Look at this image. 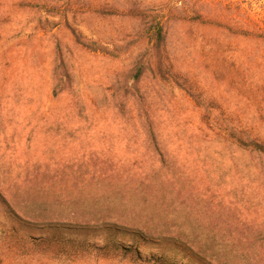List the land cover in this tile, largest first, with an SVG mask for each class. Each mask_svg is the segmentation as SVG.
<instances>
[{
	"label": "rangeland",
	"instance_id": "obj_1",
	"mask_svg": "<svg viewBox=\"0 0 264 264\" xmlns=\"http://www.w3.org/2000/svg\"><path fill=\"white\" fill-rule=\"evenodd\" d=\"M20 1L0 0V98L21 90L20 104L38 98L45 112L31 116V107L15 108L20 122L0 126V197L17 216L0 203V264H127L116 254L81 250L82 242L103 246L106 235L97 230L112 224L146 237L144 245L123 235L114 238L137 248L142 258L264 264V156L215 137L218 126L205 118L218 114L222 124L232 122L240 130L242 115L252 109L240 95L245 64L239 48L226 45L219 29L172 20L167 47L172 71L214 108L199 107L184 92L159 83L160 88L147 76L138 88L158 124L150 132L124 125L123 115L114 114L127 70L144 48L136 23L97 19L94 33L100 35L83 30L87 40L105 38L107 51L94 52L76 44L69 31L54 29L51 19L21 9ZM217 1L229 16L262 21L264 27V0ZM81 21L77 16L74 23ZM14 35L20 41L10 39ZM57 50L72 77L78 101L73 109L62 107L69 95L46 99L44 85L50 87ZM10 57L15 67L5 77L3 61ZM251 65L264 69L257 59ZM127 102L131 107L133 101ZM50 214L89 230L59 233L31 224V215ZM31 237L51 240L32 246Z\"/></svg>",
	"mask_w": 264,
	"mask_h": 264
},
{
	"label": "trees",
	"instance_id": "obj_2",
	"mask_svg": "<svg viewBox=\"0 0 264 264\" xmlns=\"http://www.w3.org/2000/svg\"><path fill=\"white\" fill-rule=\"evenodd\" d=\"M18 4L21 9L30 12L32 10L45 17L46 22L51 19L52 22L48 23H51L54 29L63 28L69 31L76 44L94 52L107 51L103 36L92 41L87 40L83 34L84 31H91V35H100V31L94 33L97 19L120 18L136 23L134 29L142 45L144 43V48L138 56L133 58L127 70V77L120 88V94L123 95L115 100L116 112H113L115 115H119V113L123 115L125 124L121 122L122 124L142 127L149 129L150 132L158 124L151 112L152 105L147 102L146 93L138 88L147 76H150L157 85L160 83L169 90H173L175 87L178 91L184 92L199 107L205 104H208L206 105L208 108L214 106L212 102H204L194 96L192 90L180 84L178 75L173 73L172 60L167 50L169 23L175 19L183 22L190 20L193 23L209 26L214 32L219 29L225 36L226 45L239 48L238 51L242 52L245 65L240 67L242 71L239 72L241 78L240 95L243 106L252 109L242 115L243 127L240 130L235 128L232 122L225 121L222 124L220 122L222 116L219 117L218 114L210 113L205 118L218 126L215 137L238 146L250 155L256 153L264 156V69L261 70L258 66L252 70L251 65L254 59L264 63V27L262 21L256 22L250 18L236 19L235 16H229L221 1L217 0H21ZM77 16L84 18L85 21L75 24L74 21ZM39 30L41 31L40 28H38ZM18 36L14 35L10 39L20 41ZM56 53L57 68L53 73L50 87L44 85V88L46 87V99L56 100L60 96L69 95V100L62 107L67 106L68 109H73L78 107V101L73 89L72 77L63 63L62 53L59 50ZM3 67L5 77H11L6 71L15 67L13 58L10 57L9 60L4 58ZM129 81H132L131 85H129ZM12 86L10 84L6 92ZM11 91L5 97L0 98V126L9 128L20 122L15 113V108L31 107V116L35 112L44 111L43 100L31 98V100H25L20 104L18 93L21 90ZM161 92L167 99L165 91L162 89ZM128 99L133 101L131 107L128 105ZM215 112L217 113V111ZM0 203L10 211L11 215L16 216L3 197H0ZM50 215L52 216L45 218L31 215V224L35 222L37 224L33 225L36 226L47 225L50 230L59 233L66 231L70 234H78L86 232V229L89 230L86 228L87 226L65 224L64 221L67 219L62 220L60 218L58 220L54 218L53 214ZM97 231L106 235L104 245L96 247L82 242L80 244L81 250L91 251L97 256H103L107 253L116 254L126 260L127 264H173L162 256L142 258L137 248L124 246L121 241L114 239L115 236L123 235L140 239L144 245L148 240L141 232H127L120 229L116 224L102 227ZM63 236L61 235V237ZM50 240L49 238L31 237V244L32 246L49 245ZM66 241L71 242V239L68 238ZM187 251L197 258L198 254L193 249L188 248Z\"/></svg>",
	"mask_w": 264,
	"mask_h": 264
}]
</instances>
